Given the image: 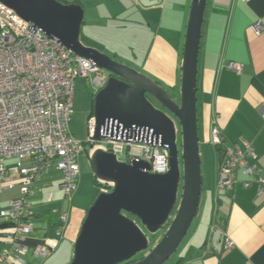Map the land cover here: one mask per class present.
<instances>
[{
    "label": "crops",
    "instance_id": "1",
    "mask_svg": "<svg viewBox=\"0 0 264 264\" xmlns=\"http://www.w3.org/2000/svg\"><path fill=\"white\" fill-rule=\"evenodd\" d=\"M61 1L84 8V45L130 61L131 67L151 75L180 100V66L192 0ZM258 21L264 25V0L207 1L197 93L203 200L200 215L186 235L188 240L183 248L181 243L169 264H264V188L254 175L239 171L233 189L220 191L216 169L222 148L212 143L214 128L220 130L226 146L244 149V144L250 143L255 154L250 161L264 178V117L260 113L264 105V31L257 35L252 29ZM120 37L129 39L128 54ZM230 64L240 72L230 69ZM9 162L6 164L11 167ZM55 181L62 191L60 173L52 171L34 185L29 197L32 232L21 241L29 249L26 264H70L73 258L74 244L91 202L80 197L79 183L77 192L68 199L71 203L54 204L60 197L67 199L63 191H58V196L54 191L48 195L46 189ZM246 182L250 183L248 187ZM19 195V185L0 189V210L7 209ZM63 213H68L65 227L59 221ZM5 224L9 223L0 219V256L9 247L5 237L10 228L3 227ZM57 231H61L58 236ZM163 233L152 237V245ZM47 239L56 247L46 259L36 258L35 249L44 246ZM226 240L234 246L227 248Z\"/></svg>",
    "mask_w": 264,
    "mask_h": 264
},
{
    "label": "water",
    "instance_id": "2",
    "mask_svg": "<svg viewBox=\"0 0 264 264\" xmlns=\"http://www.w3.org/2000/svg\"><path fill=\"white\" fill-rule=\"evenodd\" d=\"M207 1H191L177 101L158 81L82 43V5L60 0H0L73 55L111 74L94 96L96 140L103 138L102 128L112 123L118 129L146 131L169 151L170 169L165 174L150 173L145 161L127 163L114 153L93 151L90 160L96 180L112 187L110 192H100L87 209L70 264H165L199 217L204 175L197 93ZM162 231L161 239L152 245L151 236ZM138 255L141 259L134 260Z\"/></svg>",
    "mask_w": 264,
    "mask_h": 264
},
{
    "label": "built area",
    "instance_id": "3",
    "mask_svg": "<svg viewBox=\"0 0 264 264\" xmlns=\"http://www.w3.org/2000/svg\"><path fill=\"white\" fill-rule=\"evenodd\" d=\"M252 29L260 35L264 31L262 21ZM229 68L240 72L236 65L230 64ZM80 77H91L96 91L107 84L105 70L73 55L56 39L47 37L0 3V189L10 190L17 185L20 188L19 197L7 209L0 210V219L15 224L6 234L9 247L1 254L0 264L27 262L29 249L21 241L32 232L29 197L44 175L60 173L61 189L67 199L77 192L81 170L78 159L85 150L84 144L88 145L89 158L94 150L102 149L127 163L145 161L153 174H165L170 169L168 149L146 131L131 132L110 123L102 128L103 138L96 140V119L92 114L86 142L71 133L74 89ZM260 113L264 117V105ZM212 143L222 148L217 181L220 191L233 189L239 171L254 175L260 188H264V178L250 161L255 159L250 143L246 142L244 149L226 146L218 128L212 131ZM9 161H15V165L8 167ZM249 185L245 183L246 187ZM99 187L107 193L112 186L99 183ZM59 221L65 227L68 213L61 214ZM233 246L226 240L227 248ZM55 247L56 243L48 240L35 249L34 256L44 260Z\"/></svg>",
    "mask_w": 264,
    "mask_h": 264
},
{
    "label": "rangeland",
    "instance_id": "4",
    "mask_svg": "<svg viewBox=\"0 0 264 264\" xmlns=\"http://www.w3.org/2000/svg\"><path fill=\"white\" fill-rule=\"evenodd\" d=\"M81 40H82V36H81ZM120 41L123 44L122 46L126 47L125 50L128 54V50H130V44H128V46H126V43L129 42V39H127L126 37H120ZM130 52V51H129ZM132 54V52H131ZM116 59L119 62H122L128 66L132 65L130 61L120 58ZM131 67V66H130ZM134 69H136L135 67H132ZM138 70V69H136ZM139 71V70H138ZM141 72V70H140ZM142 73L146 74L148 77L154 79L151 75H148L146 72ZM181 74V71H180ZM155 80V79H154ZM156 81V80H155ZM164 87V86H163ZM168 90V89H167ZM170 94L172 96H174V94H172L171 90L169 91ZM96 95V90L94 85L91 82V77L90 78H78L76 80L75 83V89H74V99H73V106H74V112L72 115V119H71V124H70V131L71 133L80 141L82 142H86L88 140L89 134H88V119L90 117L91 114H93V97ZM182 141V137L181 134H179V143H181ZM85 150L81 153L78 162L80 165V176H81V181H80V188H79V195H81L80 197H87L90 200V204L87 208H89L92 203L95 201V199L97 198V196L100 194V187H99V182L96 183L95 180V173L91 164V160L89 158V156L87 155V151H88V145L84 144ZM207 157V155L205 154V158ZM123 159V157H122ZM12 166L13 164H15L14 162L11 163L9 162ZM8 163V164H9ZM211 168V162H209L208 165ZM204 167L206 168L207 166L204 163ZM217 167H218V163H217ZM205 170V169H204ZM219 172V169H216V172ZM212 172V170H211ZM58 182L55 181L53 186L49 187L48 189H46L48 195L50 191H54L57 196H58V191L59 190V186L57 185ZM62 192V191H60ZM57 198V197H55ZM207 193L205 192L204 194V207L205 204H207ZM56 202H60L61 204H64V206L68 205L69 203H71L68 199H63L62 197H60L57 201H55L54 204H56ZM73 203L76 204V200H73ZM57 210V209H56ZM56 213V211H54ZM198 219V218H197ZM195 219V222L196 220ZM58 236V235H57ZM153 236H151L150 240L153 241L152 239ZM154 239L156 238V236L153 237ZM187 237H185L183 243H182V247L185 245ZM48 241V239L46 240ZM45 241V242H46ZM141 259V255H138L137 257L134 258V260H140ZM172 257L165 263V264H169L172 260Z\"/></svg>",
    "mask_w": 264,
    "mask_h": 264
},
{
    "label": "flooded vegetation",
    "instance_id": "5",
    "mask_svg": "<svg viewBox=\"0 0 264 264\" xmlns=\"http://www.w3.org/2000/svg\"><path fill=\"white\" fill-rule=\"evenodd\" d=\"M106 71V70H105ZM106 74H107V82H108V79L111 77V74L109 72L106 71ZM106 86V85H105ZM104 88V87H103ZM98 91H96L97 93ZM93 100H94V97H93ZM94 103V102H93ZM180 144V143H179Z\"/></svg>",
    "mask_w": 264,
    "mask_h": 264
},
{
    "label": "trees",
    "instance_id": "6",
    "mask_svg": "<svg viewBox=\"0 0 264 264\" xmlns=\"http://www.w3.org/2000/svg\"><path fill=\"white\" fill-rule=\"evenodd\" d=\"M60 1H61V0H60ZM95 182H96V183H98V181H97V180H95ZM131 263H133V262H129V263H125V264H131Z\"/></svg>",
    "mask_w": 264,
    "mask_h": 264
},
{
    "label": "clouds",
    "instance_id": "7",
    "mask_svg": "<svg viewBox=\"0 0 264 264\" xmlns=\"http://www.w3.org/2000/svg\"><path fill=\"white\" fill-rule=\"evenodd\" d=\"M92 115V114H91ZM99 184V183H98Z\"/></svg>",
    "mask_w": 264,
    "mask_h": 264
}]
</instances>
